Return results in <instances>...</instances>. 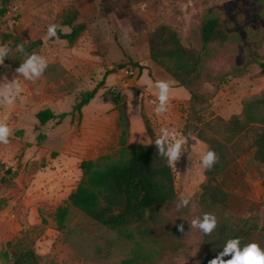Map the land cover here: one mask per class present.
Here are the masks:
<instances>
[{"label": "rangeland", "instance_id": "1", "mask_svg": "<svg viewBox=\"0 0 264 264\" xmlns=\"http://www.w3.org/2000/svg\"><path fill=\"white\" fill-rule=\"evenodd\" d=\"M5 1L0 0V9L7 5L5 15H0V44L8 45L11 52L0 66V82L3 77L9 81L19 78L15 69L26 57L17 51L18 44L42 40V45L28 53L45 56L48 67L35 82L20 78L23 103L17 101L11 108L0 105V119L12 130L9 143L0 144V163L5 165L0 169L3 264L13 263L16 245L34 250L38 264H122L132 256L133 241L76 208H70L65 228L59 229L55 221L56 209L65 204L83 178L80 164L89 158L70 163L60 146L61 132L82 125L89 131L85 138L91 139L95 118L109 121V138L99 144L101 152L107 151L103 155L118 158V111L101 99L105 89L113 87L127 96L131 107L136 139L130 132L129 145L152 142L142 113L150 119L154 140L162 128L175 129L186 140L182 156L172 166L176 198L160 210L158 225L150 226L151 235L137 239H145L143 250L151 255V262L145 264H201L207 254L204 234L190 227L193 218L204 214L201 195L207 174L199 153L210 145L202 137L215 138L230 151L231 162L214 183L226 196L219 221L248 230L249 243L256 242L264 249V163L255 158L253 131L231 137L226 125L234 116H241L246 101L264 95V0ZM74 10L79 12L77 23L87 25L80 38L72 45L49 39L51 24L64 33L71 31L62 21ZM212 17L220 19L230 36L224 44H206L201 38L203 24ZM161 26L174 30L182 46L202 63L200 76L190 80L196 98L192 100L185 88L172 83L170 97L189 94V98L169 99L168 111L157 115L158 89L149 82L164 79L157 73L153 76L152 71L169 72L151 59L149 41ZM127 66L137 72L135 79L140 76L139 67L147 69L142 71V79L148 92L135 87L134 78L124 71ZM121 80H125L122 88L118 87ZM98 85L81 124L82 116L73 106L81 94ZM44 109L69 115L62 124L54 120L39 127L36 114ZM19 131L23 134L16 137ZM7 169L16 175L7 174ZM181 197H190L191 203L177 211ZM180 224L184 232L178 230Z\"/></svg>", "mask_w": 264, "mask_h": 264}, {"label": "trees", "instance_id": "2", "mask_svg": "<svg viewBox=\"0 0 264 264\" xmlns=\"http://www.w3.org/2000/svg\"><path fill=\"white\" fill-rule=\"evenodd\" d=\"M5 2V4L8 3L7 0ZM6 12L7 5H4L0 9V15H5ZM78 18L77 10L65 17L62 25L68 26L71 31L64 33L57 29L58 39L65 40L72 45L80 38L87 25L84 22L77 23ZM201 38L206 44H224L230 36L220 19L212 17L203 24ZM149 43L151 59L169 72L177 81V86L185 88L192 100L195 99L196 94L191 89L190 80L200 76L201 58L186 50L176 32L165 26H161L152 33ZM40 45H42V40H37L24 47L27 52H30ZM135 66L138 65L135 64ZM139 69L141 75L145 68L139 67ZM262 72L264 73V64ZM98 90L99 85L92 91L81 94L73 110L81 114L82 108L95 98ZM101 99L104 103L112 104L118 111L120 129L118 158L103 155L96 160L83 161L80 164L83 178L69 195L65 204L56 209L55 221L59 229L65 228L70 208H76L95 223L135 243L132 256L122 261V264L150 263L151 255L144 251L146 250L145 239L142 238L141 241L137 239L151 235L150 226L158 225L160 210L175 200L173 168L158 155L156 146L152 144L155 141V134L147 115L142 113V120L152 142L150 144H128L131 127L128 101L127 96L119 88L105 89L101 94ZM68 115V113L57 115L51 109H44L36 114V119L39 127H42L54 120L57 124H61ZM226 125L231 137L253 131L252 144L255 148V158L264 163V95L246 101L241 116H234ZM21 134L23 131H19L15 136L19 137ZM37 138L40 139L41 136L38 135ZM202 139L219 157V162L211 170L206 169L207 182L201 195L204 213L214 214L218 222L217 228L211 235H204L207 254L201 264H208L211 259L223 251V246L229 238L239 237L242 245L249 243L250 232L219 221L226 196L224 191L214 183L228 168L231 162L230 151L225 143L215 138L202 137ZM3 167L5 168V165L0 163V169ZM6 173L16 175L12 169H7ZM14 250L12 264H38V257L34 250L21 248L19 245H16ZM229 258L224 257L225 260Z\"/></svg>", "mask_w": 264, "mask_h": 264}, {"label": "clouds", "instance_id": "3", "mask_svg": "<svg viewBox=\"0 0 264 264\" xmlns=\"http://www.w3.org/2000/svg\"><path fill=\"white\" fill-rule=\"evenodd\" d=\"M58 26L51 24L47 29V37L49 39L58 38ZM17 51L26 59L20 63L15 69V73L19 78H14L9 81L7 77H3V82H0V105L15 106L17 101L23 103L22 95L23 87L20 78L23 77L26 81H37L46 71L48 60L45 56L35 52L28 53L24 44L17 45ZM11 49L6 44H0V66L4 65L6 58H9ZM149 86L158 89L157 100L154 111L157 115H162L168 111L170 93L172 91V83L166 80H157L149 82ZM12 133L9 125L4 119H0V144L7 145L9 137ZM185 138L178 135L175 129L169 130L162 128L160 135L152 143L156 146L159 156L163 157L169 166H173L182 156V150L185 145ZM196 150H199L198 148ZM200 164L203 169L211 170L218 162L219 157L213 150L200 151ZM191 203L190 197H181L177 202V211L187 208ZM217 218L214 214L204 213L202 216L193 218L190 222V227L198 229L204 235H211L217 228ZM180 232H184V225L177 226ZM224 257H230L225 260ZM0 264H3L0 261ZM208 264H264V249L256 242H251L242 245L239 237L229 238L221 251L215 258L211 259Z\"/></svg>", "mask_w": 264, "mask_h": 264}, {"label": "crops", "instance_id": "4", "mask_svg": "<svg viewBox=\"0 0 264 264\" xmlns=\"http://www.w3.org/2000/svg\"><path fill=\"white\" fill-rule=\"evenodd\" d=\"M143 71L145 72V71H147V69H144ZM156 73L161 75L164 80L169 81V82L173 83L175 87H178L175 83L176 81L174 80V78L170 74L166 73L165 71H160V70L152 71L153 76H156ZM133 80L137 85L135 87L143 88L146 92H148L147 87L143 82L142 74L137 79L134 78ZM107 81H108V79H107ZM124 83H125V80L119 81L118 87L122 88V84H124ZM173 98L187 100L189 98V94L188 95L180 94V96H177V97H170V99H173ZM91 104H92V100L90 101V103L88 105H86L82 108V110H81V116H82L81 124L83 123V116L85 114V111H86V109H88L89 105H91ZM128 110H129V116H130V120H131L130 132L132 133L131 134L132 136H130V137L135 140L136 139L134 136L135 130L133 129L134 123H133V117H132V113H131L130 104H128ZM71 123H72V121H70L69 125H71ZM110 124H112V123H110L109 121H106V123H105V122H101L99 120V117L95 118L94 123L92 124L93 128H91V133H92L91 139H89L88 137L85 138L86 136H88L89 131H87L84 128V126H82V125H81L80 129H72V128L68 129V127H67L68 130L61 132V141H60L61 145L60 146H61L63 152L66 154V157L69 160V162L75 163L80 158H84L86 156H89V158L87 160H95V159L99 158L100 156H102L103 154H106V152H107L106 150L101 152L102 146L99 143H100V141H107L108 140V138H109L108 131L111 132V130H112V126ZM137 124H139V123H137Z\"/></svg>", "mask_w": 264, "mask_h": 264}, {"label": "built area", "instance_id": "5", "mask_svg": "<svg viewBox=\"0 0 264 264\" xmlns=\"http://www.w3.org/2000/svg\"><path fill=\"white\" fill-rule=\"evenodd\" d=\"M124 71H125L127 76H130L133 78L137 76V72L130 66L125 67Z\"/></svg>", "mask_w": 264, "mask_h": 264}, {"label": "water", "instance_id": "6", "mask_svg": "<svg viewBox=\"0 0 264 264\" xmlns=\"http://www.w3.org/2000/svg\"><path fill=\"white\" fill-rule=\"evenodd\" d=\"M116 71V69H114Z\"/></svg>", "mask_w": 264, "mask_h": 264}]
</instances>
